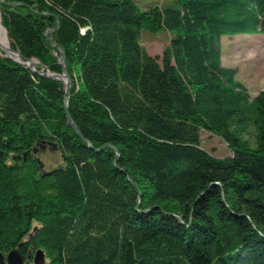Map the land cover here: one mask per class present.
<instances>
[{"label": "trees", "instance_id": "1", "mask_svg": "<svg viewBox=\"0 0 264 264\" xmlns=\"http://www.w3.org/2000/svg\"><path fill=\"white\" fill-rule=\"evenodd\" d=\"M0 0V264H264V90L222 63L264 0ZM164 33L162 56L143 42ZM15 51V52H14ZM231 155L215 157L202 133ZM55 147L62 164L41 171ZM47 175V176H44Z\"/></svg>", "mask_w": 264, "mask_h": 264}, {"label": "rangeland", "instance_id": "2", "mask_svg": "<svg viewBox=\"0 0 264 264\" xmlns=\"http://www.w3.org/2000/svg\"><path fill=\"white\" fill-rule=\"evenodd\" d=\"M146 1L155 3L157 0H138V6L141 10H145L144 3ZM0 22L2 26L1 12ZM150 39L151 37H148L143 42L146 51L152 56H162L168 46L167 37L163 33L152 41ZM221 47L223 66L238 71L237 80L246 87L248 92L255 97L264 90V36L244 34L232 37L225 36L222 37ZM0 51L5 57L8 56L7 51L4 50L1 36ZM36 62L35 69L42 67L40 61L36 60ZM42 71L47 72L43 67ZM202 147L215 157L223 158L231 155L227 144L220 137L208 132L202 133ZM36 155L47 169H52L62 164L60 153L55 147H47ZM41 263H45V257L42 254L37 256L36 259V264ZM25 264L31 263L27 261Z\"/></svg>", "mask_w": 264, "mask_h": 264}, {"label": "water", "instance_id": "3", "mask_svg": "<svg viewBox=\"0 0 264 264\" xmlns=\"http://www.w3.org/2000/svg\"><path fill=\"white\" fill-rule=\"evenodd\" d=\"M3 29L5 30L6 34L7 31L6 29L3 27ZM7 57L13 59L14 61L18 62V63H22L24 65H26L27 67H29L33 72H37V70L35 68H32L30 66V62H32V60L30 59H26L23 56H21L19 54L20 59L18 58H14L13 56L10 55V53L7 51ZM28 62V63H27ZM62 67H63V74H49L48 72L45 71H41L38 72L39 75L41 76H45V77H50L53 80L56 81H62L64 84L67 85V89H66V95H67V99H66V113H67V119H68V125L73 128L77 134L81 135L78 128L76 127V125L73 122L72 117L70 116L68 107H69V100H70V96H71V78L66 70V59H65V55L63 54V59H62ZM40 170L42 171L44 168V164L41 160L37 161ZM47 176V175H44ZM7 264H25L23 257L18 253V252H12L9 254L8 258H7Z\"/></svg>", "mask_w": 264, "mask_h": 264}, {"label": "bare ground", "instance_id": "4", "mask_svg": "<svg viewBox=\"0 0 264 264\" xmlns=\"http://www.w3.org/2000/svg\"><path fill=\"white\" fill-rule=\"evenodd\" d=\"M0 36L2 37V41H3V44H4V50L8 51V52L10 53V55L13 56L14 58H17V59L19 58V59H20L18 53H17L18 55H16V54H14V53L12 52V49H11L10 43H9V41H8L7 34H6L5 30L3 29V27L1 26V22H0ZM27 63H28V62H27ZM36 63H37L36 60H32V62H30V63H28V64H30V66H31L32 68H35Z\"/></svg>", "mask_w": 264, "mask_h": 264}]
</instances>
